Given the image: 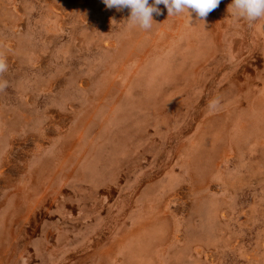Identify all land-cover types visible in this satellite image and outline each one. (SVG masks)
Segmentation results:
<instances>
[{
    "label": "rangeland",
    "instance_id": "1",
    "mask_svg": "<svg viewBox=\"0 0 264 264\" xmlns=\"http://www.w3.org/2000/svg\"><path fill=\"white\" fill-rule=\"evenodd\" d=\"M231 2L0 0V264H264V18Z\"/></svg>",
    "mask_w": 264,
    "mask_h": 264
},
{
    "label": "clouds",
    "instance_id": "2",
    "mask_svg": "<svg viewBox=\"0 0 264 264\" xmlns=\"http://www.w3.org/2000/svg\"><path fill=\"white\" fill-rule=\"evenodd\" d=\"M108 9H130V16L127 19L128 27H138L143 30H150L153 27V14L161 13L160 5L167 9L168 17L182 13H195L200 20L216 9L221 0H102ZM230 16L236 19H244L254 22L264 18V0H232L228 7ZM3 65H0V70ZM212 102L210 107H215Z\"/></svg>",
    "mask_w": 264,
    "mask_h": 264
},
{
    "label": "bare ground",
    "instance_id": "3",
    "mask_svg": "<svg viewBox=\"0 0 264 264\" xmlns=\"http://www.w3.org/2000/svg\"><path fill=\"white\" fill-rule=\"evenodd\" d=\"M167 11V10H166ZM174 24H175V22H174ZM176 25V24H175ZM173 27V26H172ZM264 27V26H263ZM256 29V28H255ZM256 33V32H255ZM8 45V44H7ZM187 53V52H186ZM188 53H189V51H188ZM259 54V53H258ZM186 56V55H185ZM199 56V55H198ZM17 59V58H16ZM195 59V58H194ZM253 65H254V63H253ZM263 66V65H262ZM189 67V66H188ZM186 70V69H185ZM183 72H185V71H183ZM187 72H188V70H187ZM187 75V74H186ZM86 81V80H85ZM84 81V82H85ZM261 101H263L262 99H261ZM257 104H260V103H257ZM263 115V114H262ZM151 131V130H150ZM189 146V145H188ZM113 190V189H112ZM33 220H34V218H33ZM227 238V237H226ZM215 255V254H214ZM217 259V258H216Z\"/></svg>",
    "mask_w": 264,
    "mask_h": 264
}]
</instances>
